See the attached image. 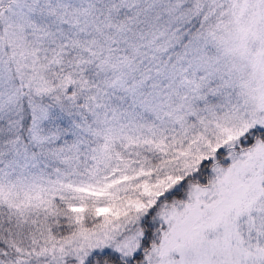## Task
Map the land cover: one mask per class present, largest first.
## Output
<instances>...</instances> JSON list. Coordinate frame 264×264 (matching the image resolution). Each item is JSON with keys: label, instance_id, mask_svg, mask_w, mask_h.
<instances>
[{"label": "snow or ice", "instance_id": "1", "mask_svg": "<svg viewBox=\"0 0 264 264\" xmlns=\"http://www.w3.org/2000/svg\"><path fill=\"white\" fill-rule=\"evenodd\" d=\"M0 264H264V0H0Z\"/></svg>", "mask_w": 264, "mask_h": 264}]
</instances>
